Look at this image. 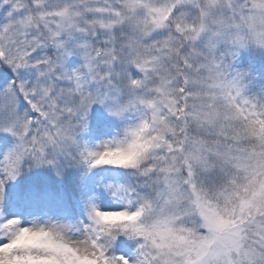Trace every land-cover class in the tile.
Returning a JSON list of instances; mask_svg holds the SVG:
<instances>
[{
	"label": "snow or ice",
	"instance_id": "obj_1",
	"mask_svg": "<svg viewBox=\"0 0 264 264\" xmlns=\"http://www.w3.org/2000/svg\"><path fill=\"white\" fill-rule=\"evenodd\" d=\"M0 264H264V0H0Z\"/></svg>",
	"mask_w": 264,
	"mask_h": 264
}]
</instances>
